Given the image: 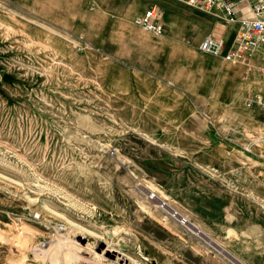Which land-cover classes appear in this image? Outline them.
I'll return each instance as SVG.
<instances>
[{"label": "rangeland", "instance_id": "1", "mask_svg": "<svg viewBox=\"0 0 264 264\" xmlns=\"http://www.w3.org/2000/svg\"><path fill=\"white\" fill-rule=\"evenodd\" d=\"M57 1L0 0V264H264V60L235 66L232 109L205 101L171 134L122 98L118 14ZM21 221L51 240L31 249ZM61 222L75 237L37 259Z\"/></svg>", "mask_w": 264, "mask_h": 264}, {"label": "crops", "instance_id": "2", "mask_svg": "<svg viewBox=\"0 0 264 264\" xmlns=\"http://www.w3.org/2000/svg\"><path fill=\"white\" fill-rule=\"evenodd\" d=\"M10 1L19 6L29 2ZM38 1L43 3V0ZM57 2L70 6L73 13L78 11L84 14L91 12L92 4L102 5L104 8L93 10L101 13L104 21L110 20L113 14H118V28L123 33L121 39L132 48L130 55L117 60L115 71L112 72L117 83L124 87L125 94L122 98L138 102L137 109H140L141 115L155 117L159 126L171 128V134L177 131H173L175 125L189 118H195L197 124V105L214 101L219 108L223 106L221 104H227L232 109V102L239 99L235 92L236 65L200 49V44L209 33L225 38L229 46L234 41L237 25L176 0ZM154 4L162 10L165 28L162 35L150 32L136 22ZM238 10L239 13L252 15L248 2L240 3ZM225 79L231 83L224 85ZM225 86H229V91H225ZM225 95L228 103H221ZM133 106L136 108V105ZM195 129L191 132L197 136L205 133L201 125H196ZM227 143L233 147L229 141ZM253 145L254 142L251 141L249 148Z\"/></svg>", "mask_w": 264, "mask_h": 264}, {"label": "built area", "instance_id": "3", "mask_svg": "<svg viewBox=\"0 0 264 264\" xmlns=\"http://www.w3.org/2000/svg\"><path fill=\"white\" fill-rule=\"evenodd\" d=\"M197 10L213 14L229 24L237 25L234 41L228 46L226 39L212 33L205 36L200 49L206 53L219 56L234 65L244 64L250 72L252 60H264V0H176ZM248 2L252 15L239 13L238 6ZM137 24L157 35H162L165 28L162 22V10L154 4L136 20ZM258 62V61H257ZM251 65V66H250ZM263 69V68H262ZM251 102L264 105L260 98ZM248 105H252V103ZM34 219L40 221L42 216L34 214ZM48 231L52 237H61L67 231L63 222L49 224ZM51 240L40 239L38 246H46Z\"/></svg>", "mask_w": 264, "mask_h": 264}, {"label": "bare ground", "instance_id": "4", "mask_svg": "<svg viewBox=\"0 0 264 264\" xmlns=\"http://www.w3.org/2000/svg\"><path fill=\"white\" fill-rule=\"evenodd\" d=\"M11 178V177H10ZM156 195H155V193H151L150 194V198H154ZM160 198V197H159ZM161 199V198H160ZM162 201V204H161V206L162 207H165V205H166V203H165V201L164 200H160V202ZM43 207L45 208V209H47V210H50L53 214H55V215H57V216H60V217H62L64 220H65V222L66 223H68V224H71V225H73L74 226V228H73V231L75 230V229H79V230H82V231H89V232H91V233H95L94 231H91V230H89L86 226H84L82 223H80V222H76V221H74L73 219H71V218H69L66 214H64V213H62V212H60V211H58V210H55V208L53 209L52 207H51V205L48 203V202H43ZM93 214H96V212H97V210H96V208L93 206L92 207V211H91ZM180 221L183 223V224H185L186 222H187V220L185 219V218H181L180 219ZM195 224V223H194ZM198 226V225H197ZM18 228H20L19 229V238L20 239H22L23 240V242L25 243V242H27V246L28 245H30L31 244V246H29L30 248L31 247H34L35 249H38V243H39V241L36 243V241L34 242L35 244L33 245L31 242H29L30 241V239H29V237L27 238V235L28 236H35V235H37V234H39V232L35 229V227H33V226H31V224L29 225L28 223H26L25 221H21V226L20 227H18ZM199 229V228H198ZM201 231V230H200ZM80 232V231H79ZM88 232V233H89ZM70 233H72V232H67V235H65V238H64V236L63 237H56V242H55V244L51 247V249H49L48 251H46L45 250V253H43V254H41V255H39V256H37L36 258L37 259H50V262H52L54 259H53V255L51 254V252L50 251H56L57 253H60L61 252V250H62V248L64 247V243H67V242H69L70 240H71V238H70V236H73V237H75L74 236V232H73V234H70ZM205 234V233H204ZM70 235V236H69ZM206 235V234H205ZM16 236H18V235H16ZM35 238V237H34ZM73 240V239H72ZM30 243V244H29ZM70 243V242H69ZM72 243V242H71ZM217 243V242H216ZM73 244V243H72ZM67 245V244H66ZM219 245V244H218ZM222 247V246H221ZM40 248V247H39ZM74 248V247H73ZM28 249V248H27ZM32 249V248H31ZM41 249V248H40ZM224 249V248H223ZM225 250V249H224ZM36 252V251H35ZM97 254V253H96ZM225 254V253H224ZM103 256V255H102ZM95 257H96V255H95ZM97 258V257H96ZM49 259H48V261H49ZM99 259V258H98ZM101 260H103V259H101ZM103 262V261H102ZM236 262V261H235Z\"/></svg>", "mask_w": 264, "mask_h": 264}]
</instances>
